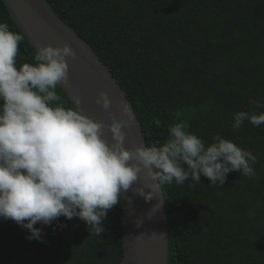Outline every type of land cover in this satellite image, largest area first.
Here are the masks:
<instances>
[{"label":"trees","instance_id":"obj_1","mask_svg":"<svg viewBox=\"0 0 264 264\" xmlns=\"http://www.w3.org/2000/svg\"><path fill=\"white\" fill-rule=\"evenodd\" d=\"M48 2L110 68L147 145L163 143L180 122L206 145L220 135L258 158L254 178L233 171L222 186L201 176L200 183L163 187L169 264H264V125L245 121L237 131L231 123L236 112L264 111L251 103L264 101V0ZM0 22L24 36L17 66L34 63L36 50L3 0ZM57 93L75 106L61 85ZM102 226L93 235L79 218L61 216L35 225L41 241L0 218V264H121L120 201Z\"/></svg>","mask_w":264,"mask_h":264},{"label":"clouds","instance_id":"obj_2","mask_svg":"<svg viewBox=\"0 0 264 264\" xmlns=\"http://www.w3.org/2000/svg\"><path fill=\"white\" fill-rule=\"evenodd\" d=\"M23 40L0 22V218L26 229L28 239L42 241L43 228L35 225L51 226L61 216L79 218L100 236L102 220L141 171L154 181L145 186L150 191H138L146 201L165 185L200 183L201 176L215 186L233 171L255 177L258 158L251 151L220 135L206 145L180 122L169 126L163 143L126 149L122 128L132 120L129 106H120L127 120L110 113L107 125L86 116L79 100L66 107L57 86L67 83L66 57L75 59L76 53L68 44L47 45L34 52V63L17 66ZM96 103L105 110L111 105L103 91ZM251 103L264 109V101ZM245 121L264 125V111L234 113L232 128L238 131ZM105 128L111 144L103 138Z\"/></svg>","mask_w":264,"mask_h":264},{"label":"water","instance_id":"obj_3","mask_svg":"<svg viewBox=\"0 0 264 264\" xmlns=\"http://www.w3.org/2000/svg\"><path fill=\"white\" fill-rule=\"evenodd\" d=\"M3 2L35 50L47 45L62 47L68 44L76 53L75 59L66 57L69 78L61 86L73 103L75 100L80 101L79 107L86 116L105 125L111 123L110 113L118 120H127V116L120 110L121 104L126 103L132 120L127 127L122 128L125 133L124 147L135 149L142 144L147 145L134 108L110 68L90 44L58 16L48 0ZM101 91L111 101L108 110L96 103ZM103 138L113 143L107 128L104 129ZM153 182L146 172L141 171L130 188L120 195L124 248L121 264H169V237L163 193L155 192L153 198L146 201L138 192L140 189L150 191L145 186Z\"/></svg>","mask_w":264,"mask_h":264}]
</instances>
